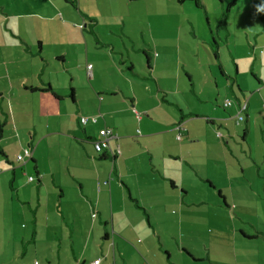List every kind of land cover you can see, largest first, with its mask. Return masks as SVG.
I'll return each mask as SVG.
<instances>
[{
	"label": "crops",
	"instance_id": "crops-1",
	"mask_svg": "<svg viewBox=\"0 0 264 264\" xmlns=\"http://www.w3.org/2000/svg\"><path fill=\"white\" fill-rule=\"evenodd\" d=\"M139 1L153 2L125 0L123 4ZM254 1L249 11H255L253 19L261 26L252 23V31L229 28V13L221 6L212 28L208 20V31L196 28L190 18H183L181 10H174L184 4L173 2V11L160 12V17L174 28L164 25L159 31L175 34V38L160 36V42L150 36V22L145 27L134 25L133 14L134 22L127 19L129 15L120 14L123 21L119 23L116 19L109 23L104 16L108 32L118 37V41L109 40L98 29L96 13L70 5L79 18L89 19L82 18L87 20L80 29L83 43L76 45L75 38L72 43L65 42L55 27L49 26L47 35H42L30 19L40 16L31 10L9 12L8 0H0V35L5 27L16 39L0 40V183L6 186L2 207L9 211L20 208L17 214L24 219L21 231L28 233L31 241L41 235L46 240L51 235L59 238L58 249L50 252L55 260L52 254L46 255L49 264H90L98 257L100 264H226V256L223 262L213 260L212 251L217 249L211 248L215 245L211 239L222 242L218 253L224 247L223 254L227 249L236 264H264V213L259 217L249 211L246 218L244 213L252 204H244L238 192L246 188V195H257L252 187L264 189V9L257 11ZM186 27L184 34L199 43H180L177 29ZM102 31L107 33L104 27ZM240 35L242 40L236 42ZM222 46L234 64V75L222 61ZM237 47H241L240 56H235ZM144 52L149 60V67L145 62L147 76L136 73L134 64V60L141 64ZM158 87L166 91V102L160 99ZM226 98L231 105L223 106ZM245 101L243 118L236 123L238 107ZM89 115L96 121L80 124V116ZM103 127L111 128L116 136L109 139L108 147L95 151L91 141ZM24 148L30 156L17 161L16 155ZM202 165L205 171L200 173ZM260 183L263 185L258 186ZM194 184L198 190L189 191ZM55 188L58 201H49ZM69 190L75 191L81 202L64 204ZM211 190L222 202L212 198ZM123 191L142 209L151 227L145 233L141 229L144 240L138 239L140 231H134L136 225L141 227L135 222L139 217L135 214L129 220L127 212L126 219L124 211L131 207L121 196ZM101 194L107 200L102 205ZM25 204L31 211L28 216ZM11 215L1 214L0 241L12 229ZM195 215L202 220L189 219ZM204 219L213 222L214 234L203 240V246L202 239L183 241L173 234L170 237L176 249L172 251L160 230L163 224L178 223L181 230L186 221L201 225ZM225 222L235 225L229 238L223 233ZM57 226L62 235H56ZM93 231L106 242V250H100L103 256L87 252ZM129 233L136 235L134 249L127 242ZM6 253L0 250V264L7 263Z\"/></svg>",
	"mask_w": 264,
	"mask_h": 264
},
{
	"label": "rangeland",
	"instance_id": "rangeland-1",
	"mask_svg": "<svg viewBox=\"0 0 264 264\" xmlns=\"http://www.w3.org/2000/svg\"><path fill=\"white\" fill-rule=\"evenodd\" d=\"M124 1H121V0H78L77 6H79V8H81V9H84V11L86 13H91V14L96 13L98 15V19H99L98 29L102 33V35L106 38H109V40H112V39L116 40L118 37L115 36L114 34H111L108 32V28H107L108 25L105 23L104 16H107V19L109 20L107 22H109V23L111 21H114L113 19H116L118 23L122 22L123 18L121 19L120 14L126 15V16L129 15L127 17V19H130L131 22H134V18L130 16L133 14L134 16H136L135 17L136 22L134 23V25L137 28H139L140 26L145 27V25L149 24V22H150L151 28L153 29V33L151 35L150 34H148V35H150L156 42H160V38H159L160 36L166 37L167 39L169 37H172L173 41H174L175 34H171V33L169 34V32H167V31L166 32H160L159 31V29L163 28L164 25L170 27L171 29L174 28V26H169V25H171V22H169L168 20H166L163 17H160L161 16L160 12L167 13L168 10L173 11L171 6H173V8H174L176 5V4H173V0H153L152 3L149 1H147V2H140V1L139 2H131L129 6L127 4L124 5L123 4ZM162 1H164V2H162ZM165 1H168L169 5L166 4ZM204 1H205L206 10L204 8L196 9L194 7V5L191 4L190 2L184 3V5L180 8L175 7L174 10L177 12H179L181 10L183 18H185V17H187V19L190 18V20L193 22V24L196 28L202 27L204 29L206 28V30L208 31V29L206 27V21L207 20L209 21L210 26L212 28L214 20H218L219 16H220L219 6H221L222 9H225V8H227V6L229 4H231L233 2V0H204ZM252 2H253V0H236L235 3L230 5L229 11L227 12V13H229L227 15V24H228L229 28L231 26H236V27H240V28L245 27V28H248L249 30L252 31L253 30L252 23L254 24V26H257V27L261 26L260 23H258V20L253 19V16L255 15L254 14L255 11L253 12V14L251 11H249L250 6H253ZM254 3H255V6L257 8V11H260V9L262 10V8L264 9V0H255ZM7 5L9 6L8 7L9 12H21V11L28 12L31 10L36 15L40 16L41 17L40 19H37V18H35V19L30 18V19L35 21V24L38 27L37 29L39 32L42 33V35H44L45 33L47 35L48 27L51 26V27L56 28V31L60 34V37L64 38L65 42L72 43L74 38L76 40L79 38V40H77V41L74 40L73 43L76 45H77V43H80V42L83 43V40H82L83 36H80L82 33L81 32L82 30H80V29H81V26H83V23L86 24L87 20L89 21V19L87 16H83V17L79 18V16H81V15L77 12V10L73 9L69 4L64 3L63 0H8ZM111 14H113V18L110 16ZM146 14H147V16H145ZM82 18H86L87 20L86 19L83 20ZM45 19H49V20H45ZM249 20H252V21H249ZM37 21H39V22L37 23ZM219 25L221 26L222 29H224V23H220ZM103 27H104V29H106L107 33L102 31ZM221 28L218 29L220 32L222 31ZM68 29H70V30H68ZM186 30H187V27H186V29L182 28L181 31H179V29H177V37H179L180 43L182 44L183 41H186L187 43L189 41H194V42L199 43L198 40H194L193 38L191 39L190 36L188 37L186 34H184L186 32ZM3 31L5 33L0 35V40H1V38H3L1 41H6V39H9V40L15 39V38H13V35L9 29H5V27H4ZM14 31L17 32V27H14ZM35 32H37V30H35ZM76 32H78L79 36L76 35ZM148 35H146V36L148 37ZM25 36H26V38H28V35H25ZM133 36H134V34H133ZM136 36H137V39L139 40L140 39L139 33H136ZM218 40H219V38H218ZM241 40H242V35L239 36V38L236 42H240ZM91 41H95V40H91ZM117 41H118V39H117ZM191 44H192V42H191ZM67 46L68 45H66V47ZM69 47H71V45H69ZM121 48L123 49V47H121ZM64 50H65V46H62L61 51L64 52ZM97 51L102 53L104 50L103 51L97 50ZM173 51L174 50H172V53H173ZM220 51H221V54L224 56L222 61L224 62L225 68L227 69L228 72H232V75H234L235 74V67H234V64L232 63V61L230 60L229 54L227 53L228 52L227 48L222 46ZM241 53H242L241 47H237L235 56H240ZM89 55H90V59H91L93 57L92 53H90ZM207 58L210 61L209 63L211 64V62H213V61L208 56H207ZM73 62L71 61L69 64L73 65L74 64ZM99 63L101 64L102 62H99ZM106 63L108 65L111 62L108 59V62H106ZM238 63L241 64V61H238ZM134 64L137 68L135 70L136 73H138L142 76H147V73H146L147 69L145 68L146 67L145 66V60L143 59V57H142L140 65H139L138 61H136V60H134ZM109 66H111V65L109 64ZM89 73L90 74L92 73L91 68H90ZM214 73H215V70H214ZM215 75L218 77L219 74H217V72H216ZM63 78H64V76H62V79ZM192 101H194L193 98H192ZM212 102H214V101H212ZM185 103L186 102L184 101V105L186 106ZM189 107H190L189 110H192L193 107L192 106H189ZM217 135H218V133H217ZM186 167L188 168V166H186ZM204 168H205L204 165H202L200 167V173H203L205 171ZM189 170L191 171L192 169L189 168ZM7 176H8V174H7ZM1 177L2 176L0 175V182H1ZM18 182H19L20 186L23 185V182L19 178H18ZM33 184H34V181H33V183H31V185H33ZM202 185H204V184H202ZM259 185H263V183L258 184V186ZM131 187H132L131 191H133L134 187L133 186H131ZM203 187L205 188V190H209V188H206L205 186H203ZM5 188H6V186H4V185H2V183H0V217H1V214L3 216V213L5 214L6 217H9L10 214H12L11 217L14 219L12 229H9L8 230L9 233L6 234L3 238V240L0 241V250L7 251L6 255H4L5 259L7 260V263L8 264H49V259L46 256V255H48V253L52 254L51 259L54 261L55 260L54 254L50 253V252L58 249V245L60 244L59 238L51 235L50 240H46L45 236H43V235L34 236L33 238H36V240L34 239V242H33V241H31V239H30L31 236L28 233L23 235V232L21 231V229H22L21 224L23 225L22 221L24 219H22L21 216L19 214H17V212L20 210V208L18 207L17 211L15 209H13L12 211H9L6 208L3 209V207H2V204L4 203L3 201L5 200V195H4ZM197 188H198V185L194 184L193 187L189 189V191H191V189H192L196 192L198 190ZM55 189H56V190H54L55 196H53L54 198L49 196L50 197L49 201H55V202L58 201V198H57V194H58L57 189L58 188H55ZM119 189L122 190L121 188H119ZM252 189L257 192V195L255 194V192H250V191H248V192H250V194L246 195V193H247V191H245V190H247L246 188L244 190H238V192H240V197L245 199L244 204L245 203H247L248 205H250V203L252 204L250 210L246 211L244 213V216L247 218L248 212L252 211L254 213V215L258 214L259 217H262L261 212L264 213L263 212L264 211V189L262 188V186H260L259 188L252 187ZM143 191H146V190H143ZM211 191L213 192L212 198L215 196V198L218 201L222 202V200L217 195V192L213 191V190H211ZM179 192H180V190L177 189V194ZM189 195H190V192H189ZM121 196L124 197V201L128 204V207H131V210L127 209L126 211H124V213H126V219H127V212H129L131 214L128 216L129 220L134 219L135 214L137 215V217H139V219L137 218V220L135 222L140 224L141 227L138 228V225H136L134 227L135 228L134 231H140L141 232V229H144V233H145V232H148V230H151V227H149L147 225L146 216L143 214L142 209L135 207L131 203L130 198L127 195L126 191L121 192ZM235 196L236 195H233V197H235ZM228 197L229 198L231 197V193H228ZM246 197L248 199H246ZM136 198H138V196H136ZM42 199L44 200V198H42ZM67 199H68L67 200L68 202H64V204L65 203H67L66 205L76 204V202H74V201H78L76 198V192L69 190L67 192ZM95 200H96L95 197L92 198L93 203L95 202ZM235 200L237 201V198H235ZM106 201L107 200H105V195L101 194L100 204L101 205L103 203L105 204ZM78 202H81V201H78ZM128 202L130 203V205ZM16 203H18V202H16ZM51 205H53V204H51ZM94 205H95V203H94ZM170 209H173L174 211H176L177 207L171 206ZM24 211L26 213V216H28L31 212L28 209L26 204L24 205ZM55 213L57 214L58 212L56 211ZM92 213H93V210H92ZM20 214H22V213H20ZM90 215H91V212H90ZM252 215L253 214H250V216H252ZM255 218H257V217H255ZM189 219L195 220V221L198 219L202 220L200 218V216H197V215H195L194 217L189 218ZM205 221L206 222H204L201 225L193 223V221H186V223H184L182 225L181 230H178V228H179L178 223H174L173 225L172 224L168 225L167 227L163 224L160 227V230H162V232L165 233L164 237H166L168 239L167 244L169 245V247L172 251H174L176 249V244L173 242V240L170 237V235H173V234L177 237L178 236L181 237L183 241L184 240H191V239H195V238L202 239L201 240V246H203V244H202L203 240H204V242H206L205 240H207L209 236H211V235L213 236V234H214L213 233V226H212L213 222L210 223V224H212V225H210L208 223L209 220L208 221L205 220ZM196 222H200V221H196ZM137 223H135V224H137ZM26 225H27L26 229H28L29 228V222H27ZM30 226H31V223H30ZM243 227H246V226L244 225ZM234 228H235V225H233V223L225 222V225H223V230H224L223 233H225V235H227V238H229V236L234 232ZM55 229L57 230L56 235H62L60 226L55 227ZM65 229H67L66 226L63 228L64 235L67 234V231ZM141 234H142V232L138 235V237H139L138 239L144 240L145 235L143 236ZM236 235L240 237L239 230L236 231ZM127 238H128L127 242L130 244L131 248L134 249L135 243H136V235L129 233ZM105 243L106 242H102L101 237H97L96 233H94V231H93L92 236H90V243H89V246L87 248V252L90 254L103 256V254L101 253L100 250H101V248H104V250H106ZM211 243L215 244V245H212L211 248L217 249L216 251H212V254L215 255V257H212L213 260H217V262H223V261H225L224 256H226V257H228L226 260V264H236V262L234 263L235 258L232 256V254L228 253L227 249H225L227 251V253L223 254L224 253V250H223L224 247H221L223 249H220V251H219L220 254L218 253V249L220 248L219 245L224 246V244L222 242H218L215 239H211ZM147 244H148V242H147ZM149 244L152 245V243H149ZM62 245H63V247H64V245L68 246V243L63 241ZM76 245H77V243H76ZM68 248H69V246L67 247V249ZM238 260L242 262L241 258H238ZM255 262L257 263V259L255 260ZM52 264H53V262H52ZM205 264H210V263H208V261H206ZM213 264H215V263L213 262Z\"/></svg>",
	"mask_w": 264,
	"mask_h": 264
},
{
	"label": "built area",
	"instance_id": "built-area-1",
	"mask_svg": "<svg viewBox=\"0 0 264 264\" xmlns=\"http://www.w3.org/2000/svg\"><path fill=\"white\" fill-rule=\"evenodd\" d=\"M90 68H91V65L88 64L87 65L88 72H90ZM230 103H231L230 100L226 98L223 101V106H229ZM245 105H246L245 102L243 104L239 105L238 111L236 114L237 120L242 119V115H240V112L245 108ZM95 121H96V118L93 115L80 116V118H79V122L82 125H85L88 122H95ZM115 136H116V134L113 132V130L111 128H109V127L100 128L98 130V136L96 138H94L91 142L94 150L95 151H101L103 148L108 147L109 146V144H108L109 139L112 137H115ZM177 138L179 139L180 136L178 135ZM29 156H30L29 149L24 148V150L21 154L16 155V160L17 161L24 160L26 157H29ZM29 179L31 180L32 177L29 176ZM100 261H101V259L98 257V258L93 259L90 264H100ZM109 264H112V263H109Z\"/></svg>",
	"mask_w": 264,
	"mask_h": 264
},
{
	"label": "trees",
	"instance_id": "trees-1",
	"mask_svg": "<svg viewBox=\"0 0 264 264\" xmlns=\"http://www.w3.org/2000/svg\"><path fill=\"white\" fill-rule=\"evenodd\" d=\"M64 1V3H67V4H69V5H71L73 8H76V5H77V0H63ZM173 2L174 3H176V4H184V3H187V2H190L191 4H193L194 5V7L196 8V9H200V8H203L204 7V3L202 2V0H173ZM233 3H235L234 2V0H233V2L231 3V4H233ZM231 4H229L228 6H227V8H226V10L224 11V12H228V9H229V7H230V5ZM207 22V21H206ZM212 41L214 42V44H216V42H215V40L212 38ZM144 60H145V62H146V64H147V66L149 67V60H148V55L144 52ZM158 92L160 93V99L162 100V101H165L166 102V91L165 90H163L162 88H160V87H158ZM228 99V98H227ZM231 102V101H230ZM238 104H240V102H238ZM245 104H247L246 103V101H245ZM230 105H231V103H230ZM245 107H246V105H245ZM243 110H245V108L243 109ZM242 110V111H243ZM242 111L240 112V113H242ZM241 115V114H240ZM242 118H243V113H242ZM236 120V123L238 122V121H240V120H237V119H235ZM242 120V119H241ZM92 142V141H91ZM32 177V176H31ZM134 201V200H133ZM100 258V257H99ZM101 259V258H100Z\"/></svg>",
	"mask_w": 264,
	"mask_h": 264
}]
</instances>
